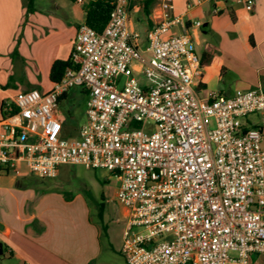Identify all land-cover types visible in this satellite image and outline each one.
I'll use <instances>...</instances> for the list:
<instances>
[{"label": "built area", "instance_id": "built-area-1", "mask_svg": "<svg viewBox=\"0 0 264 264\" xmlns=\"http://www.w3.org/2000/svg\"><path fill=\"white\" fill-rule=\"evenodd\" d=\"M150 1L112 0L101 31L79 27L71 64L49 92L1 99L0 171L20 175L25 165L41 179L62 165L112 172L128 264H252L264 258V135L242 121L264 112V88L202 96L190 29L203 23L175 13V0H154L145 18ZM74 88L88 95L77 138L58 115Z\"/></svg>", "mask_w": 264, "mask_h": 264}, {"label": "crops", "instance_id": "crops-1", "mask_svg": "<svg viewBox=\"0 0 264 264\" xmlns=\"http://www.w3.org/2000/svg\"><path fill=\"white\" fill-rule=\"evenodd\" d=\"M37 2L0 0V99L11 97V91L49 92L52 65L70 60L78 29L86 23L84 7L74 0ZM187 2L175 0V13L203 23L190 29L196 51L201 48L202 70L194 88L204 97L264 88V0H254L252 10L246 0H193L191 9ZM79 93L87 94L74 88L63 100ZM242 122L264 135V112ZM28 178L25 165L20 175L0 171V264H87L95 258V251L71 250V241L62 236L69 222L62 197L41 191ZM252 264H264V258L254 256Z\"/></svg>", "mask_w": 264, "mask_h": 264}, {"label": "rangeland", "instance_id": "rangeland-1", "mask_svg": "<svg viewBox=\"0 0 264 264\" xmlns=\"http://www.w3.org/2000/svg\"><path fill=\"white\" fill-rule=\"evenodd\" d=\"M44 2L38 0L36 4ZM138 18L144 19L140 13H133L137 29L145 36L144 25L138 23ZM173 34L179 33L175 29ZM200 52L201 48L197 47L199 55ZM19 92L11 91V97ZM87 101L88 95L79 93L69 94L60 103L58 111L67 122V137H79L81 127L87 122ZM149 128L153 130L154 125L151 123ZM27 181L41 191L61 196L66 202L63 214H66L65 218L69 222L61 234L71 241V250L77 249L80 253L96 252V257L87 264H128L122 253L125 208L117 198L119 181L112 172L87 169L81 165H62L54 179H41L30 173ZM102 209L103 218H100Z\"/></svg>", "mask_w": 264, "mask_h": 264}, {"label": "trees", "instance_id": "trees-1", "mask_svg": "<svg viewBox=\"0 0 264 264\" xmlns=\"http://www.w3.org/2000/svg\"><path fill=\"white\" fill-rule=\"evenodd\" d=\"M28 1L31 4L33 0H28ZM111 1L112 0H96L95 2H91L88 5H86L84 7L87 14L86 24L97 31H101L108 21L112 7ZM153 1L154 0L150 1L145 6L144 9L145 18L149 16L151 4L153 3ZM70 64H71V58L68 61H63V60L55 61L51 68V81L52 82L59 81L63 77L65 69L69 67ZM0 113L2 118L7 115V113L3 110V108H1ZM63 122H64V130L66 132L67 122L65 120H63ZM99 216L100 218H103V209L100 211Z\"/></svg>", "mask_w": 264, "mask_h": 264}, {"label": "water", "instance_id": "water-1", "mask_svg": "<svg viewBox=\"0 0 264 264\" xmlns=\"http://www.w3.org/2000/svg\"><path fill=\"white\" fill-rule=\"evenodd\" d=\"M0 111H1V99H0ZM1 245H0V253H2V249H1Z\"/></svg>", "mask_w": 264, "mask_h": 264}]
</instances>
